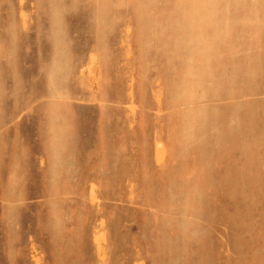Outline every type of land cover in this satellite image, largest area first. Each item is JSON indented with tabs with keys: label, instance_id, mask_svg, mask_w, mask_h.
Segmentation results:
<instances>
[{
	"label": "rangeland",
	"instance_id": "1",
	"mask_svg": "<svg viewBox=\"0 0 264 264\" xmlns=\"http://www.w3.org/2000/svg\"><path fill=\"white\" fill-rule=\"evenodd\" d=\"M0 264H264V0H0Z\"/></svg>",
	"mask_w": 264,
	"mask_h": 264
},
{
	"label": "crops",
	"instance_id": "2",
	"mask_svg": "<svg viewBox=\"0 0 264 264\" xmlns=\"http://www.w3.org/2000/svg\"><path fill=\"white\" fill-rule=\"evenodd\" d=\"M75 165L78 166V163L77 164L75 163ZM70 166L72 167V164Z\"/></svg>",
	"mask_w": 264,
	"mask_h": 264
}]
</instances>
